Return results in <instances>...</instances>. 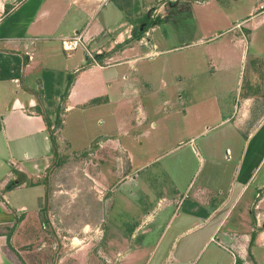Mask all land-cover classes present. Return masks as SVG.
<instances>
[{
    "label": "crops",
    "instance_id": "1",
    "mask_svg": "<svg viewBox=\"0 0 264 264\" xmlns=\"http://www.w3.org/2000/svg\"><path fill=\"white\" fill-rule=\"evenodd\" d=\"M107 1L0 0L2 60L14 68L11 57L25 59L19 78L0 81V264H28L30 256L44 254L42 246L36 254L33 247L37 226L45 227L39 220V201L44 191L39 180L56 149L65 153L67 148L77 154L92 149L96 156L109 145L112 151L118 149L126 155L129 167L115 185L110 186L109 177L101 172L97 175L106 185L97 180L95 183L112 196L116 194L130 218L123 230L106 228V239L112 240L107 243L111 247L106 264H113V257L119 255L120 264H261L258 252L264 250V46H253L252 38L248 42L228 39L211 45L238 50L235 64L224 52L211 55L216 52H209L211 46H206L209 72L234 75L227 87L229 108L219 111L218 126L232 130L237 146L220 147L219 139L212 144L211 138L196 146L192 137L157 158L170 154L168 169L149 170L144 164L135 169V161L143 157L141 139L148 138L157 126L149 118L143 97L153 98L159 89H172L181 99L191 89L184 86L183 74L176 73L172 80L163 56L179 48L167 46L163 35L154 36L158 25L152 28L148 45L135 42L138 45L115 51L116 46L134 42L133 23L116 4L111 15L118 22L115 28L103 20L96 22ZM180 1L156 0L145 11L154 9L166 25L163 17ZM255 1L246 18L250 22L244 25L249 37L264 23V2ZM74 36L81 38L83 46L64 52L62 41ZM88 55L93 58L89 60L91 64L85 62ZM248 58L255 66L253 73L249 69L243 89L245 81L240 71ZM43 73L52 75L47 82L50 97L43 93ZM69 75L74 76L73 83L61 101ZM166 75L169 82L165 81ZM156 79L158 85L153 82ZM180 105L174 113L178 117L181 112L185 114ZM58 109L61 125L54 132L53 147L43 118L47 117L52 129ZM89 125L93 130L85 142L75 137L76 133H87ZM133 128L142 131L130 136ZM106 155L112 156L110 152ZM194 163L198 165L195 170ZM148 175L154 177L152 181L146 180ZM134 193L143 198H135ZM109 200L111 215L114 197ZM38 236L43 239L42 230ZM210 247L212 250L200 263L201 255Z\"/></svg>",
    "mask_w": 264,
    "mask_h": 264
},
{
    "label": "rangeland",
    "instance_id": "2",
    "mask_svg": "<svg viewBox=\"0 0 264 264\" xmlns=\"http://www.w3.org/2000/svg\"><path fill=\"white\" fill-rule=\"evenodd\" d=\"M155 1L108 0L101 6V11L95 18L96 22L103 20L105 25L115 28L118 22L117 19H112L111 15H113V6L116 4L123 8L125 17L133 23L132 31L137 34L132 38L134 42H125L116 46V52L129 48L131 44H137L135 42H141L142 46L148 45L152 28L158 25L159 31L154 36L163 35L168 40L167 46L179 48L163 56L165 57L163 59L168 61L172 80L176 73L183 74L184 86L191 89V92L183 95L181 99H178L172 89H159L158 95L153 98L143 97V102L149 110V118L157 126L148 138L141 139L140 147L143 157L142 160L135 161L133 166L135 169L141 164L146 165L149 170H161L163 167L168 169L171 166V155L157 158L177 146L180 141L185 142V139L192 137L195 138L196 146L210 138L212 144H217L219 139L220 147L237 146L236 136L232 130L227 126H218L219 111L229 108L230 94L227 92V87L231 85L234 75L232 72L226 74L218 72L211 74V70L209 72L206 65L205 51L208 50L206 46L228 39H241L248 42L251 38L253 46H264V23L260 24L250 37L249 30L244 28V25L250 22H247L246 18L255 0H212L207 6L181 0L178 7L169 9L163 17L167 19L166 25L154 9L145 11V8L152 3L155 4ZM262 6L264 7V3ZM105 16H107L106 20H104ZM140 26L145 28V32L141 34L138 33ZM199 40H203L202 43ZM211 51L216 52V54L211 53L216 56L218 52H224V55L234 64L239 58L238 50L211 46L209 52ZM89 60L92 59L87 58L85 62ZM104 62L97 61L100 65H105ZM91 63L89 61V64ZM154 65L151 64V66ZM254 66L248 58L241 71L239 70L241 75H244L243 89L249 78V69L252 72ZM154 70H156L155 67ZM237 72L235 70L236 74ZM164 78L166 82L170 81L169 76L166 75ZM158 81L159 79H156L153 82L158 85ZM179 102H182V105ZM177 105L185 111V114L181 112L179 116L183 118L174 114ZM68 125L69 134H72L71 122ZM214 126L216 129L211 130L210 128ZM207 128L209 129L206 130ZM92 130V125H89L87 133H76L75 137L85 142L87 134H91ZM141 131L139 128H133L130 136ZM214 136L216 140H213ZM223 137L226 139L224 140ZM111 146L99 150L101 152L96 156L92 149L78 154L68 152L67 148L65 153H59L56 149L54 159L39 180L44 185L42 198L39 201V220L44 222L45 227L41 229L40 225L37 226L33 247L36 254L37 248L42 246L44 254L30 256L27 259L28 264H59L61 259H65L62 264H106L110 253L107 243L112 242L106 239L108 236L106 228L114 226L115 229L123 230L128 227L125 223L130 218L129 213L122 207L121 199L116 194L112 196L95 183L97 180L100 184L106 185L102 177L97 175L101 172L109 177L110 186L115 185L122 180V173H125L129 167L126 155L118 149L112 151ZM223 151L224 148L221 152ZM106 152H110L112 156L110 155L109 158ZM192 167L194 170L197 169V163H194ZM153 178L148 175L146 180L152 181ZM134 196L143 198V195L138 193H134ZM113 197L115 207L111 212L113 214L110 215L108 202L112 201L109 199ZM41 230L43 239L39 240L38 234ZM110 235L113 236L112 233ZM211 250L210 247L204 251L200 263ZM258 256L261 264H264V250L259 251ZM121 261V255L113 257V264H120Z\"/></svg>",
    "mask_w": 264,
    "mask_h": 264
},
{
    "label": "trees",
    "instance_id": "3",
    "mask_svg": "<svg viewBox=\"0 0 264 264\" xmlns=\"http://www.w3.org/2000/svg\"><path fill=\"white\" fill-rule=\"evenodd\" d=\"M145 32V28L142 29V32H138L139 34ZM13 62H14V68H9V64L10 62L8 61H4L2 60V54H0V81L1 80H6V79H12V78H19L20 77V65H24L25 64V59L23 60H20L16 57H11L10 58ZM11 70H14L12 74H10L9 72ZM52 77V75L50 73H43L42 75V80L44 82V88H43V93L50 97V93L48 92V89H47V82L49 81V79ZM73 79H74V76L73 75H69L67 76L66 78V88H65V92L63 93V95H61V101H64L68 95V91H69V88L71 86V84L73 83ZM37 113L39 115H41V112L39 109H37ZM44 122H45V125L47 127V129L50 131V139H51V143L53 145V147H56V143H55V138H54V132L57 128L60 127L61 125V121H60V118H59V109H58V113H57V116H56V119H55V123H54V126L53 128L51 129V126L52 124L50 123V121L47 119V117H44Z\"/></svg>",
    "mask_w": 264,
    "mask_h": 264
},
{
    "label": "built area",
    "instance_id": "4",
    "mask_svg": "<svg viewBox=\"0 0 264 264\" xmlns=\"http://www.w3.org/2000/svg\"><path fill=\"white\" fill-rule=\"evenodd\" d=\"M187 1H189V2L192 1V2H195L197 4H207L208 2H210L212 0H187ZM79 46H81V47L83 46V41L81 40V38L79 36H74L71 39L62 41V49L66 53L72 52L73 50H75ZM86 58L93 59L91 55H88V57H86Z\"/></svg>",
    "mask_w": 264,
    "mask_h": 264
},
{
    "label": "flooded vegetation",
    "instance_id": "5",
    "mask_svg": "<svg viewBox=\"0 0 264 264\" xmlns=\"http://www.w3.org/2000/svg\"><path fill=\"white\" fill-rule=\"evenodd\" d=\"M147 18H148V17H147ZM142 26H143V25H142ZM142 29H143V27L140 26V29H138V32H142ZM135 35H137V34L135 33V31H132L131 38L134 37Z\"/></svg>",
    "mask_w": 264,
    "mask_h": 264
}]
</instances>
